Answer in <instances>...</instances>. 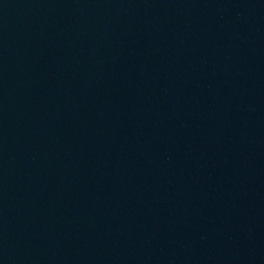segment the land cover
Wrapping results in <instances>:
<instances>
[{"label": "water", "instance_id": "obj_1", "mask_svg": "<svg viewBox=\"0 0 264 264\" xmlns=\"http://www.w3.org/2000/svg\"><path fill=\"white\" fill-rule=\"evenodd\" d=\"M0 264H264V0H0Z\"/></svg>", "mask_w": 264, "mask_h": 264}]
</instances>
